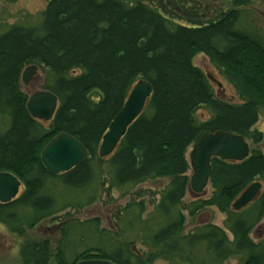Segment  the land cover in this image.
<instances>
[{"label":"trees","instance_id":"obj_1","mask_svg":"<svg viewBox=\"0 0 264 264\" xmlns=\"http://www.w3.org/2000/svg\"><path fill=\"white\" fill-rule=\"evenodd\" d=\"M250 3L230 0L231 9L192 19L187 12L175 15L163 0H48L38 23L0 33V172L23 185L15 199L0 202V223L24 235L42 222L63 220L54 243L43 237L22 246V264L94 258L264 264V238L250 236L264 218V136L255 128L264 111V43L237 26ZM199 52L227 78L239 103L216 95L194 64ZM33 64L44 69L43 90L58 98L49 121L30 114L20 88L23 69ZM141 79L153 86L151 96L115 150L101 157L104 134ZM200 107L210 112L206 120L196 116ZM219 130L242 135L250 154L240 162L213 158L210 193L187 204V150L201 134ZM61 134L76 138L88 157L53 174L41 156ZM161 179L168 181L155 192L137 190ZM256 181L263 185L256 199L233 208ZM115 192L130 197L115 213L120 232L100 228L98 220L92 226L91 219L71 218L70 209L79 212ZM211 207L225 214L223 226L207 221L186 231L183 210L194 223Z\"/></svg>","mask_w":264,"mask_h":264},{"label":"rangeland","instance_id":"obj_2","mask_svg":"<svg viewBox=\"0 0 264 264\" xmlns=\"http://www.w3.org/2000/svg\"><path fill=\"white\" fill-rule=\"evenodd\" d=\"M163 1L167 6H169L170 10L175 15L180 16V14L182 15L184 12H187L190 14L188 17H191L192 19H210L216 15V11L231 9L230 0ZM47 3L48 0H0V33L8 30L12 25H35L39 22L41 14L45 10ZM242 16L243 19L239 20L237 24L238 28L243 32H250V34L252 32V35L256 38H260L259 40H262L264 43V0H251V3L243 9ZM194 64L200 67L210 77L215 93L219 98L235 103L240 102L234 87L230 84L227 78L217 70L206 54L202 52L197 53L194 57ZM44 75L45 73L43 67L39 66L37 74L33 77L29 84H24L21 78L20 88L28 98L35 91L43 90ZM196 116L201 120H206L209 118L210 112L207 108L200 107L197 110ZM255 128L261 131L264 136V111L261 112ZM192 148L193 145L188 148L187 152V158L190 165L188 175L190 177L193 174V169L190 164V153ZM167 181L168 179H161L156 182H147L137 187V190L139 188L141 190H149L151 188L155 192L156 190L161 189V186H163ZM22 189L23 185L21 182L19 194ZM210 191V186H208L202 194H194L191 191H187L184 201L188 204L198 198H204L210 193ZM159 197L160 195H157V199ZM140 198L148 200L146 195L141 196ZM129 200V196L121 197L119 192H115L113 198L106 197L104 193V196H98L94 202L84 206L79 212L74 209H70L69 211L72 212V219H91L93 220L92 226L97 223L95 220H98L100 228L110 232H115L117 230L120 232L121 228L115 213L120 206L126 204ZM182 212L186 219V231L190 230L193 226L207 221H212L217 225L223 226L225 219V214L218 211L214 207H211L202 212L199 216H196L194 223L191 221L192 218L189 214V210H183ZM62 221L63 220L58 219L55 223L50 221L42 222L35 229L27 231L24 235H17L13 233L5 224L0 223V264H22V258L20 257L21 249L22 246L29 240L48 237L52 238L54 243V241L59 237L58 233L61 229ZM229 236L231 235L229 234ZM250 236L255 242H259L264 238V218L260 223V226L256 227ZM131 237L133 238L131 232L129 234L125 233V238L128 241ZM136 247L137 249H144L142 244H138ZM51 263L56 264L54 259L51 260ZM168 263L169 262L164 259H157L152 264Z\"/></svg>","mask_w":264,"mask_h":264},{"label":"water","instance_id":"obj_3","mask_svg":"<svg viewBox=\"0 0 264 264\" xmlns=\"http://www.w3.org/2000/svg\"><path fill=\"white\" fill-rule=\"evenodd\" d=\"M38 72L37 65L27 66L22 73V81L29 84ZM153 92V86L145 79L139 80L131 90L124 106L111 122L103 136L100 146V156H109L116 148L120 139L126 134L129 125L141 114L147 99ZM58 107V98L47 90L35 91L27 101L30 114L37 119L49 121ZM250 154V145L239 134L227 131L205 132L195 141L190 153L193 174L190 188L196 193H202L210 182L212 172L211 161L220 158L226 161H241ZM88 157L85 147L73 136L61 134L52 140L42 153V161L53 174L69 171L82 163ZM20 180L11 173L0 172V202L7 203L19 193ZM262 189L260 182L249 185L234 202L237 210L245 208L256 199ZM76 264H117L107 259L82 260Z\"/></svg>","mask_w":264,"mask_h":264},{"label":"bare ground","instance_id":"obj_4","mask_svg":"<svg viewBox=\"0 0 264 264\" xmlns=\"http://www.w3.org/2000/svg\"><path fill=\"white\" fill-rule=\"evenodd\" d=\"M23 70H24V69H23ZM22 73H23V72H22ZM21 78H22V76L20 77V80H21ZM249 145H250V144H249ZM187 152H188V150H187ZM225 161H226V160H225ZM241 161H243V160H241ZM231 162H240V161H231ZM189 169H190V167H189ZM192 169H193V168H192ZM208 186H210L209 183H208L207 186H205L204 189H206ZM240 195H241V194H240ZM238 198H239V197H238ZM238 198H237V199H238ZM237 199H236V200H237ZM236 210H237V209H236ZM20 257H21V255H20ZM21 258H22V257H21ZM94 259H99V258H94Z\"/></svg>","mask_w":264,"mask_h":264}]
</instances>
